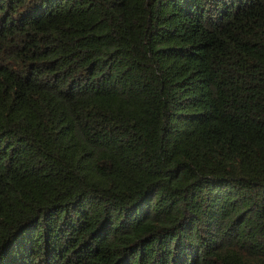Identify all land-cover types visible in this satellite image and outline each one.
Instances as JSON below:
<instances>
[{
    "label": "trees",
    "instance_id": "16d2710c",
    "mask_svg": "<svg viewBox=\"0 0 264 264\" xmlns=\"http://www.w3.org/2000/svg\"><path fill=\"white\" fill-rule=\"evenodd\" d=\"M0 264H264V0H0Z\"/></svg>",
    "mask_w": 264,
    "mask_h": 264
}]
</instances>
